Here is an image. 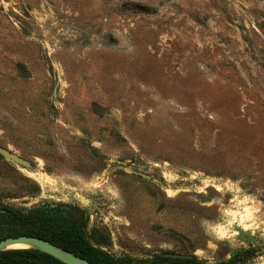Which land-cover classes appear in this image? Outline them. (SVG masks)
<instances>
[{
    "label": "rangeland",
    "instance_id": "374dc122",
    "mask_svg": "<svg viewBox=\"0 0 264 264\" xmlns=\"http://www.w3.org/2000/svg\"><path fill=\"white\" fill-rule=\"evenodd\" d=\"M0 145L34 165L0 156V207L264 264V0H0Z\"/></svg>",
    "mask_w": 264,
    "mask_h": 264
},
{
    "label": "trees",
    "instance_id": "16d2710c",
    "mask_svg": "<svg viewBox=\"0 0 264 264\" xmlns=\"http://www.w3.org/2000/svg\"><path fill=\"white\" fill-rule=\"evenodd\" d=\"M0 240L21 235L37 236L63 247L96 264H131V260L117 259L112 253L95 245L88 233V219L69 220L51 208H39L31 213L9 205L0 207ZM253 248L242 249L230 260L221 264H246L256 252ZM206 264L197 257L175 259L158 256L153 261L140 264ZM0 264H64L53 256L34 249H13L0 253Z\"/></svg>",
    "mask_w": 264,
    "mask_h": 264
},
{
    "label": "water",
    "instance_id": "95a60500",
    "mask_svg": "<svg viewBox=\"0 0 264 264\" xmlns=\"http://www.w3.org/2000/svg\"><path fill=\"white\" fill-rule=\"evenodd\" d=\"M0 156L24 168L27 169L34 168L33 163H31L30 161L26 160L25 158L17 155L15 152L1 145H0ZM122 164L125 163L122 162ZM86 201L89 202V200ZM16 244H27L29 245V247L14 248L13 246ZM13 249L39 250L53 256L54 258L58 259L64 264H96L69 250L64 249L59 245H56L46 239L37 236L21 235L17 237H8L0 240V253ZM162 256L168 258H175V259H192L195 257L192 254H181V253H172V252L164 253L162 254Z\"/></svg>",
    "mask_w": 264,
    "mask_h": 264
},
{
    "label": "bare ground",
    "instance_id": "6f19581e",
    "mask_svg": "<svg viewBox=\"0 0 264 264\" xmlns=\"http://www.w3.org/2000/svg\"><path fill=\"white\" fill-rule=\"evenodd\" d=\"M35 176V175H34ZM42 181V179H40ZM14 248H25V247H29V245L27 244H16L13 246Z\"/></svg>",
    "mask_w": 264,
    "mask_h": 264
},
{
    "label": "flooded vegetation",
    "instance_id": "af4514ba",
    "mask_svg": "<svg viewBox=\"0 0 264 264\" xmlns=\"http://www.w3.org/2000/svg\"><path fill=\"white\" fill-rule=\"evenodd\" d=\"M251 248H253V249H255L256 250V248H254V247H251ZM250 249V248H249ZM256 252V251H255ZM165 253H167V252H165ZM162 254H164V253H161V254H159V255H157L156 257H158V256H162ZM162 257H164V256H162ZM168 258V257H167Z\"/></svg>",
    "mask_w": 264,
    "mask_h": 264
}]
</instances>
